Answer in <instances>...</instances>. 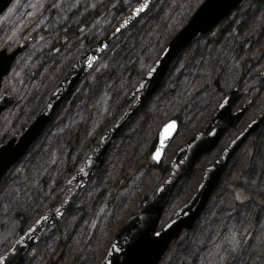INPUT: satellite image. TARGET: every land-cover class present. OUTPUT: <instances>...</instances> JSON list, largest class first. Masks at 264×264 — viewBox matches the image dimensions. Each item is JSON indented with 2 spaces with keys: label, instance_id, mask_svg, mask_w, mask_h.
<instances>
[{
  "label": "rangeland",
  "instance_id": "1",
  "mask_svg": "<svg viewBox=\"0 0 264 264\" xmlns=\"http://www.w3.org/2000/svg\"><path fill=\"white\" fill-rule=\"evenodd\" d=\"M54 1L15 0L0 17V49L9 47L11 51L20 41L34 37L3 82L0 95H12L16 102L0 117V145L21 135L80 55L140 2L122 0L118 9L120 0L113 2L110 13H102L50 57L60 36L107 0H90L72 18L62 23L54 20L57 25H52L57 10ZM203 1L157 0L110 46L40 139L4 176L0 183V254L11 249L45 211L65 199L63 186L99 140L102 126L104 133L131 104V92ZM232 19L236 26L244 25V32L225 34L217 43L212 33L198 37L177 57L160 89L127 125L101 170L22 264H100L116 231L168 177L170 169L131 171L152 141H158L162 126L181 116L178 133L160 163L151 153L152 161L164 168L210 121L225 94L239 86L236 108L249 99L252 105L238 126L228 130L219 146L202 156L177 186L160 227L191 199L204 169L246 122L264 109V79L260 75L264 70V0L242 4ZM252 34L255 42L250 39ZM88 38L94 39L90 45ZM242 42L246 44L240 52ZM44 56L48 57L46 63L38 67ZM252 56L256 61L243 73L240 67ZM239 81L242 86L236 85ZM20 220L24 223L21 233ZM160 264H264V123L235 154L194 228L171 244Z\"/></svg>",
  "mask_w": 264,
  "mask_h": 264
},
{
  "label": "water",
  "instance_id": "2",
  "mask_svg": "<svg viewBox=\"0 0 264 264\" xmlns=\"http://www.w3.org/2000/svg\"><path fill=\"white\" fill-rule=\"evenodd\" d=\"M15 0H0V17L5 14ZM157 0H140L105 36L91 44L69 68L50 95L47 103L33 118L21 135H14L5 144L0 145V183L4 176L22 160L31 147L52 124L63 106L74 95L80 82L91 72L94 66L107 52L110 46L140 18L147 14ZM245 0H204L196 9L186 25L169 41L166 55H159L160 63L154 64L156 71L151 77L145 76L129 95L131 104L118 119L100 136L92 147L80 169L63 186L66 193L54 209L45 211L27 230L19 235L9 255L11 264H21L30 250L36 246L43 235L57 225L74 203L77 196L101 170L108 153L120 139L127 125L141 113L162 86L172 64L192 42L201 36L210 34L226 20ZM141 5H144L141 9ZM34 37L19 42L11 51L9 47L0 49V92L3 81L11 73L16 59L22 56ZM156 59V60H157ZM264 79V70L260 74ZM239 86L225 94L211 119L196 132L174 155L166 180L158 187L154 196L145 201L136 214L132 215L116 231L108 251L100 264H160L171 244L178 240L183 232L191 231L201 217L208 202L217 190L230 162L238 150L261 128L264 123V109L246 122L243 128L231 138L217 158L203 172L197 192L191 199L174 212L172 217L160 227L163 214L171 202L177 186L188 177L200 158L214 151L224 134L238 126L246 111L252 105L249 99L243 106L237 107ZM16 98L12 95H0V117L13 106ZM176 122L172 135L164 138V125ZM159 131L158 141L153 153L161 145V159L169 144L176 136L179 124L175 119L165 123ZM152 153V156H153ZM153 159V158H152ZM159 161L154 160L156 163ZM160 235L156 236L155 233Z\"/></svg>",
  "mask_w": 264,
  "mask_h": 264
},
{
  "label": "trees",
  "instance_id": "3",
  "mask_svg": "<svg viewBox=\"0 0 264 264\" xmlns=\"http://www.w3.org/2000/svg\"><path fill=\"white\" fill-rule=\"evenodd\" d=\"M89 1L90 0H66L65 2H63V0H55L54 2L57 5V10H55L53 12V16L51 18V24L52 25H57L55 23V21L58 22V23H62L65 20H68V19L72 18L75 14H77L79 12V10L82 7L87 6V4H88ZM115 1H117V0H107L103 5L98 6L97 9L93 13H89L87 16H85L82 19L81 23H79V25L77 27H75L72 30L67 31L63 35H61L60 38L57 40V42H56L53 50L49 52L50 57H53L55 54H57V52L59 51V49H61V47L68 40H70L76 34H79L83 30L87 29L88 26L91 25L92 21L94 19H96L97 17H99L102 13H104V12H106L107 14L110 13L111 12V5ZM248 1L249 0H246L242 4H244V3L248 2ZM121 3H122V0H120V3L118 4V6H117L116 9L120 8V4ZM242 4L239 6V8L242 6ZM239 8L237 10H239ZM237 10H235L230 17H228L226 20H224L221 24H219L217 26V28L213 32H211L213 34L212 35L213 36L212 39L214 40V42H216V43L219 42L221 40V38L225 34H231V35H233V34H239V33L242 34L244 32V25L243 24H240V25L236 26L235 21L232 19V16H234V13ZM36 19H38V18H36ZM244 37H245V35H244ZM250 37H251L250 38L251 41L252 42L253 41L255 42V40H256L255 39V34H252ZM93 40L94 39H92V38L91 39L88 38L87 44L90 45L93 42ZM244 40L247 43L248 39H244ZM246 43L242 42L240 44V46H241L240 49H239L240 52H241V49L243 48L242 46H244ZM47 58L48 57H45V56L42 57L41 61L39 62L40 65L38 67H41L42 65H44L46 63V61H47ZM255 58H256L255 56L245 58V61L243 62L242 66L240 67V70L243 73L247 72L253 66V63L256 61ZM236 85L242 86L243 84H242L241 81H239ZM180 117H181L180 115H177L175 117V119L179 123V127H180V123H181ZM23 129H22V131H23ZM104 130H105V126L103 125L102 128H101V130L98 132V136L100 134H102V132ZM156 143H157V138H155L152 141L151 146L146 150V152L144 153V155L141 158H139L133 164V166L131 167V171L132 172L139 171V170H142V169H146L147 170V169H149L151 167H156L157 169H161L163 171H167L168 169H170V164H168L167 166H165L164 168H162L161 167V164H155L152 161V159H151V153L155 149ZM20 223H21V220H20ZM23 224L21 223V224L18 225V232L19 233L23 232ZM60 257H63V251H61V250H60ZM48 264H50V262H48ZM55 264H56V262H55Z\"/></svg>",
  "mask_w": 264,
  "mask_h": 264
},
{
  "label": "snow or ice",
  "instance_id": "4",
  "mask_svg": "<svg viewBox=\"0 0 264 264\" xmlns=\"http://www.w3.org/2000/svg\"><path fill=\"white\" fill-rule=\"evenodd\" d=\"M143 7H144V5H141V9L140 10H142ZM168 51L169 50L167 48L162 49L161 50V55H166L168 53ZM159 63H160L159 59L154 61V64H156V65H158ZM155 71H156V68L155 67H151V68L148 69L147 75L149 77H151ZM175 127H176V122L175 121H170L167 124H165L162 136L164 138H167V137L171 136L172 132L175 130ZM163 147H164V143H163V139H162L160 147H158L156 149V151L153 153L152 158L154 160L159 161L161 159ZM155 235L159 236L160 233L156 232ZM11 251H12V249H8L6 252L0 254V264H11V260L9 259V255H10Z\"/></svg>",
  "mask_w": 264,
  "mask_h": 264
},
{
  "label": "bare ground",
  "instance_id": "5",
  "mask_svg": "<svg viewBox=\"0 0 264 264\" xmlns=\"http://www.w3.org/2000/svg\"><path fill=\"white\" fill-rule=\"evenodd\" d=\"M103 134V133H102Z\"/></svg>",
  "mask_w": 264,
  "mask_h": 264
}]
</instances>
